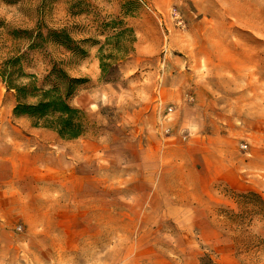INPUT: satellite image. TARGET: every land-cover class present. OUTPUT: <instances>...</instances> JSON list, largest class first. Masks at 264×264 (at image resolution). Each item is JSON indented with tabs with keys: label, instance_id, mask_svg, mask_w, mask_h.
Listing matches in <instances>:
<instances>
[{
	"label": "rangeland",
	"instance_id": "1",
	"mask_svg": "<svg viewBox=\"0 0 264 264\" xmlns=\"http://www.w3.org/2000/svg\"><path fill=\"white\" fill-rule=\"evenodd\" d=\"M129 1L133 11L123 19L134 31L133 52L106 82L98 61L105 36L97 21L106 15L122 16ZM37 25L66 28L74 39L98 42L86 44L83 58L69 57L56 45L26 51L25 71L41 80L54 63L61 62L68 74L85 79L70 104L84 112L88 129L80 137L102 148L101 160L103 155L124 161L135 157L134 150H129L135 142V117L147 114L150 118L157 97L165 94L167 54L184 60L188 72L205 85L203 90L209 93L202 107L222 114L219 133L227 138L224 143L234 146L233 152L222 154L224 159L233 156L234 181L240 185L234 184L232 192L224 190L230 202L210 216L219 231L182 230L188 225L174 215L134 232L133 225L125 222L129 216L112 214V230L95 231L89 254L96 259L110 257V264H264V0H0V63L25 52L26 40L15 38L13 30H31ZM14 103L13 92L0 79L2 149L6 145L11 149L14 129L28 126L26 120L12 115ZM20 117L34 127L29 118ZM214 121L206 118L205 129L210 130ZM35 128L48 131V143L59 138L50 129ZM51 160L48 157L46 162ZM46 162H41L45 164L41 173L45 171L49 179L55 174ZM15 186L29 189L25 176ZM122 203L125 207L128 201L118 200ZM119 223L124 227L126 223L127 231H117ZM151 227L156 230L150 231ZM15 231L22 232L21 226ZM107 234L109 249L102 248Z\"/></svg>",
	"mask_w": 264,
	"mask_h": 264
},
{
	"label": "crops",
	"instance_id": "2",
	"mask_svg": "<svg viewBox=\"0 0 264 264\" xmlns=\"http://www.w3.org/2000/svg\"><path fill=\"white\" fill-rule=\"evenodd\" d=\"M165 63L167 90L150 118L135 117V142L129 145L135 157L126 161L101 160L102 148L83 137L48 143L46 129L32 128L19 116L28 126L14 129L11 149L0 148V264H110V257L96 259L88 249L95 231L112 230V214L129 216L125 222L134 232L174 215L188 225L182 230L219 231L210 216L230 202L224 190L240 185L233 156L222 154L234 146L219 133L222 114L202 107L205 85L184 60L167 54ZM206 118L215 120L213 129H205ZM44 160L55 174L49 179L41 173ZM21 176L26 191L15 186ZM18 225L22 232L15 231ZM116 230L127 231L126 223ZM110 239L107 234L102 248H110Z\"/></svg>",
	"mask_w": 264,
	"mask_h": 264
},
{
	"label": "trees",
	"instance_id": "3",
	"mask_svg": "<svg viewBox=\"0 0 264 264\" xmlns=\"http://www.w3.org/2000/svg\"><path fill=\"white\" fill-rule=\"evenodd\" d=\"M127 4L129 6L122 9V16L106 15L97 21L105 36L99 46L98 61L101 77L106 82L113 79L112 75L120 63L133 52L134 31L123 19L133 11L132 3L129 1ZM13 36L25 39L27 45L25 52L14 53L0 63V79L5 88L13 92L15 99L12 115L25 116L31 120L32 126L50 129L60 139L70 140L86 134L88 121L84 112L70 104V99L85 79L71 76L61 62H56L38 80L36 75L25 71L26 51L56 45L64 48L69 57L83 58L87 55L86 44L98 42L92 38L74 39L66 28L40 25L31 30L14 29Z\"/></svg>",
	"mask_w": 264,
	"mask_h": 264
},
{
	"label": "built area",
	"instance_id": "4",
	"mask_svg": "<svg viewBox=\"0 0 264 264\" xmlns=\"http://www.w3.org/2000/svg\"><path fill=\"white\" fill-rule=\"evenodd\" d=\"M167 111L170 112L171 108H168ZM242 148H246V145H243Z\"/></svg>",
	"mask_w": 264,
	"mask_h": 264
}]
</instances>
